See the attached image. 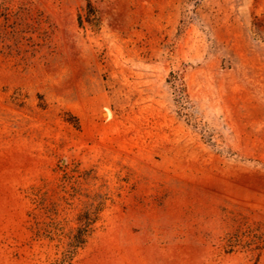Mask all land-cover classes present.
<instances>
[{
	"label": "rangeland",
	"instance_id": "374dc122",
	"mask_svg": "<svg viewBox=\"0 0 264 264\" xmlns=\"http://www.w3.org/2000/svg\"><path fill=\"white\" fill-rule=\"evenodd\" d=\"M1 5L0 264H264V0Z\"/></svg>",
	"mask_w": 264,
	"mask_h": 264
},
{
	"label": "trees",
	"instance_id": "16d2710c",
	"mask_svg": "<svg viewBox=\"0 0 264 264\" xmlns=\"http://www.w3.org/2000/svg\"><path fill=\"white\" fill-rule=\"evenodd\" d=\"M0 9H3L2 5L0 6ZM77 23L79 26L87 23L92 28L98 26V12L90 1H87L81 11L77 13ZM104 207V202H99L95 205L92 204L90 210L77 216L76 221L78 226L76 231L66 236L67 242L65 244V249L62 252L63 260L70 259L78 249H81L87 243L88 238L95 230L94 225L99 219L98 214Z\"/></svg>",
	"mask_w": 264,
	"mask_h": 264
}]
</instances>
